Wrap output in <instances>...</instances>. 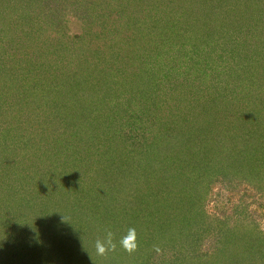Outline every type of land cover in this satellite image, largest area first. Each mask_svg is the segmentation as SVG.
<instances>
[{"label":"rangeland","instance_id":"1","mask_svg":"<svg viewBox=\"0 0 264 264\" xmlns=\"http://www.w3.org/2000/svg\"><path fill=\"white\" fill-rule=\"evenodd\" d=\"M249 101L264 108V0H0V264H264ZM237 117V150L205 164L209 122Z\"/></svg>","mask_w":264,"mask_h":264},{"label":"trees","instance_id":"2","mask_svg":"<svg viewBox=\"0 0 264 264\" xmlns=\"http://www.w3.org/2000/svg\"><path fill=\"white\" fill-rule=\"evenodd\" d=\"M195 9L201 10V9H203V7L202 6L201 7L200 6H196ZM194 15H196L195 18H200V14H198L196 11H194ZM134 58H135V60L137 58H139V60H140V54L138 53L137 50H135V52L130 51L129 46H128V48L126 49L125 60H122L121 59V61L124 62V64L122 66L123 67L126 66V68L125 69H121V68L116 69L117 72H123V73H125L126 76H125V78L123 80L125 81L127 79V81H125V82H128V83L130 82V79H134L135 80V77L136 76H138L137 78H140V76L137 73V70H140V68L137 67L138 64L135 63L133 67H130V63L132 62V59H134ZM109 72H111L110 69H109ZM126 72H128V73H126ZM144 74H146V72H144ZM124 81L121 82L118 85L119 86L118 88H120L121 86L126 85V84H127V86L130 85L128 83H125ZM253 99L254 98H252L251 101H253ZM251 103L252 102L249 101L248 102V106L247 107H244L243 110L241 109L242 111L248 109V114L250 112H252V114L249 115L248 117H247V115L244 116V121L246 122V124H245L243 130L244 129L247 130V127H246L247 124H250L252 126H255V123L256 124H260V121H259V117L260 116H256L253 113L254 112L253 110L255 109L256 112H257L258 109H264V108L256 105V103L253 105V107H251ZM249 104H250V106H249ZM256 106L259 107V108H256ZM242 111H240V112H242ZM210 112L211 113H216L217 116H218V113H219V111H210ZM252 116H256V117H252ZM240 119H238V117H237L235 120H232L230 122L228 121L223 127L221 126V124L223 125V122H225V121H223L222 123L209 122V125H208V127L206 129V134H204L201 137L202 140L199 141V146L203 150V156L201 155L200 157L205 162V164L208 165L207 160L210 162L209 159H215L216 160L218 158V154L220 153V147H223L225 150H229V149H231V147H232L233 150H235V151L237 150V145L236 144L233 145V146L230 145V144H233V142H235V139H239V137L241 139V135L243 133L241 131V127L242 126H240L239 123L236 122V121H238ZM129 124H132V123L130 122ZM196 124H197V121H192V123H191V125H192L191 130H193L196 127ZM178 125L179 124H174L172 126H171V124L166 125V128H164V133L162 135V138H165L166 140L169 139L170 136H171V134H173V132H172L173 128H175V126H178ZM210 128L211 129L214 128V129H212V131H210L209 130ZM175 132L177 133L175 135H179L180 136V134L183 133V130L181 129V132H179L176 129ZM140 136H141V139H145L143 137L144 135L143 134H140V132L135 133L134 138L136 139V138H139ZM145 137H147V135H145ZM240 141H242V139ZM242 145H244V144H242ZM190 147H191V149L194 148L193 145L190 146ZM182 149H183V147L180 150H182ZM147 152H151L150 148L147 149ZM209 156H210V158H209ZM9 161H11L10 158H9ZM12 167L14 168V166H12ZM194 168L197 169V164H195ZM134 177L135 176H133L132 180H134ZM19 192H21V191L19 190L18 193ZM140 216L134 217V221H137L138 220V222H139V220L141 218ZM138 225H140V224L138 223Z\"/></svg>","mask_w":264,"mask_h":264},{"label":"clouds","instance_id":"3","mask_svg":"<svg viewBox=\"0 0 264 264\" xmlns=\"http://www.w3.org/2000/svg\"><path fill=\"white\" fill-rule=\"evenodd\" d=\"M119 245L125 251L133 252L138 247L137 233L135 228H129L127 234L119 240ZM116 243L113 241V233L107 232L104 239H98L95 242V249L98 255H104L109 250L116 248Z\"/></svg>","mask_w":264,"mask_h":264}]
</instances>
